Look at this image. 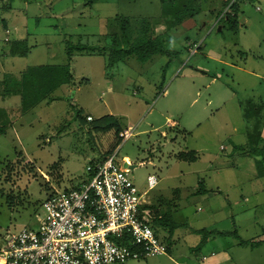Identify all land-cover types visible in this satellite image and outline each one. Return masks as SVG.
<instances>
[{
    "label": "rangeland",
    "instance_id": "1",
    "mask_svg": "<svg viewBox=\"0 0 264 264\" xmlns=\"http://www.w3.org/2000/svg\"><path fill=\"white\" fill-rule=\"evenodd\" d=\"M166 1L0 0V81L19 80L38 65H68L75 78L53 93L60 98L26 114L19 93L0 96V126H6L0 133V246L8 231L37 230L53 186H76L87 178L89 162L119 142L114 130L81 125V116L114 114L134 127L117 160L127 156L136 166L130 177L141 191L149 175L157 177L145 199L180 224L173 236L160 234L167 254L122 264H264V158L258 167L260 156L248 153L245 116L247 109L252 124L263 126L264 0L240 3L236 33L218 25V13L233 0H199L201 12L163 37L173 55L122 59L107 75L102 56L67 55L68 42L109 45L121 34L119 15L129 21L132 39L143 18L152 35L165 33L171 19L163 14ZM17 41L27 53L12 52ZM236 145L243 150L233 151ZM191 150L195 161L178 158ZM201 180L205 192L198 191ZM148 207L153 216L155 208Z\"/></svg>",
    "mask_w": 264,
    "mask_h": 264
},
{
    "label": "built area",
    "instance_id": "2",
    "mask_svg": "<svg viewBox=\"0 0 264 264\" xmlns=\"http://www.w3.org/2000/svg\"><path fill=\"white\" fill-rule=\"evenodd\" d=\"M133 136V126L120 131V143L89 163L87 178L76 186H53L43 201L39 228L5 234L0 246L3 264H122L167 254L168 246L156 235L144 208L157 177L149 175L141 191L130 177L136 166L125 158L128 166L117 160L122 143Z\"/></svg>",
    "mask_w": 264,
    "mask_h": 264
},
{
    "label": "trees",
    "instance_id": "3",
    "mask_svg": "<svg viewBox=\"0 0 264 264\" xmlns=\"http://www.w3.org/2000/svg\"><path fill=\"white\" fill-rule=\"evenodd\" d=\"M245 1L251 0H233V3L230 6L229 1L224 4V8L228 6L229 8L225 12L221 11L218 13V16L220 13H222L221 18L218 20V25H220L221 27L220 30H223L227 27L234 33L238 31L240 3H244ZM164 7L165 8L163 9V14H171V19L167 23V33L168 31L179 28L187 19L194 18L201 12L199 0H167L164 4ZM117 18L119 20L121 29L120 36L114 34L111 37L110 44L106 47L95 46L89 43L72 44L68 42L66 51L69 58L72 57V52L74 50L79 53L86 52L87 54H97L99 56H102L105 61V69L107 75V69L115 67L119 60L121 61L122 59L129 60L131 57H135L137 60L147 61L152 59V57L157 54L173 55L175 53V51L166 48L167 39H163V37L167 34L166 32L160 35H152L150 33L151 30H149V28L151 27V22L149 19H141L142 26L140 27V29H138L140 34L135 39H132L129 30V21L126 18H122L121 15H119V17ZM22 42L23 41H17L16 43H12L13 53L17 50H22L20 48L18 49V46H21ZM106 50L109 51L106 52ZM22 52L27 53V51L24 50H22ZM72 84H75V78L73 74L70 73V68L68 67V65H38L27 68V70L22 73L19 80L9 76V78L6 77L5 80L0 81V88L3 86L2 89H0V96L5 97L10 94L19 93L21 96L20 108L22 114H26L45 99L54 96L53 93L63 85ZM261 101L264 102V100ZM76 111L78 115L82 113V109H77ZM251 115L252 114H248V111L246 109L245 116L248 120L247 126L249 129L248 131L246 127V132L248 135L249 146L251 145L250 151H248V153H251L252 155L257 157L260 156V158L256 161V166L259 167V165H263L262 159L264 158V149H256L255 144L260 142L264 143V139L262 138L264 123L263 126H261L260 120H257L252 124ZM89 117L92 116L87 115L84 117V119L81 116V125H86V122H90V124H87L90 130H96L105 133L114 130L116 135L115 138L118 137L120 131L127 128L122 125L120 119L114 114H107L96 119H94L93 117L91 119H88ZM5 127L0 126V133L5 132ZM119 143L120 140L119 142H113L110 150L107 151L103 155V157L112 152ZM240 146L243 147L242 145H239V149L236 145L233 148V151H236V149L241 150L242 148ZM194 153V150L188 152H180L178 154V158L183 161L193 162L197 159V156ZM100 158L102 157H98L93 160ZM93 160H91L89 163H92ZM200 183L202 184V187L198 189V191L201 192L203 190V192H205L204 181L201 180ZM145 207H147V205ZM150 207L155 208V214L152 216V227L156 235L160 237L162 231H168V234L170 236H173L176 229L180 227V224H178L174 220L170 212H164L160 214V210L158 209L159 207L151 205L148 208ZM205 240L206 238L204 239V241ZM238 244L241 246L259 245L258 242L250 243L243 240H239Z\"/></svg>",
    "mask_w": 264,
    "mask_h": 264
},
{
    "label": "crops",
    "instance_id": "4",
    "mask_svg": "<svg viewBox=\"0 0 264 264\" xmlns=\"http://www.w3.org/2000/svg\"><path fill=\"white\" fill-rule=\"evenodd\" d=\"M166 33H167V32H166ZM168 122L171 123V124H175L174 121H168ZM128 126H132V125L128 124ZM128 126H127V127H128ZM263 133H264V128H263ZM223 149H224V148H223ZM124 158H125L126 161H130L129 157L126 156V157H124ZM130 162H131V161H130ZM124 163H125V162H124ZM146 201H147V203H148L147 206H151V205H153V204H155V203L157 202V201L155 202V201L152 200V199H147ZM211 256H212V257H213V256H216V254H215L214 252H212V253H211ZM227 256H228V254H227ZM208 258H209V257L204 256L203 260H206V259H208Z\"/></svg>",
    "mask_w": 264,
    "mask_h": 264
},
{
    "label": "water",
    "instance_id": "5",
    "mask_svg": "<svg viewBox=\"0 0 264 264\" xmlns=\"http://www.w3.org/2000/svg\"><path fill=\"white\" fill-rule=\"evenodd\" d=\"M220 28H221V27H220ZM220 28H219V29H220ZM124 166H128L127 162L124 163ZM130 168H132V166H131Z\"/></svg>",
    "mask_w": 264,
    "mask_h": 264
},
{
    "label": "bare ground",
    "instance_id": "6",
    "mask_svg": "<svg viewBox=\"0 0 264 264\" xmlns=\"http://www.w3.org/2000/svg\"><path fill=\"white\" fill-rule=\"evenodd\" d=\"M0 264H3V261L2 260H0Z\"/></svg>",
    "mask_w": 264,
    "mask_h": 264
}]
</instances>
